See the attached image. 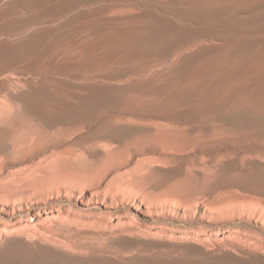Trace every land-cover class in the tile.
<instances>
[{
    "label": "rangeland",
    "instance_id": "rangeland-1",
    "mask_svg": "<svg viewBox=\"0 0 264 264\" xmlns=\"http://www.w3.org/2000/svg\"><path fill=\"white\" fill-rule=\"evenodd\" d=\"M0 264H264V0H0Z\"/></svg>",
    "mask_w": 264,
    "mask_h": 264
},
{
    "label": "bare ground",
    "instance_id": "bare-ground-1",
    "mask_svg": "<svg viewBox=\"0 0 264 264\" xmlns=\"http://www.w3.org/2000/svg\"><path fill=\"white\" fill-rule=\"evenodd\" d=\"M7 229V228H6ZM26 232V231H25ZM30 233V232H29Z\"/></svg>",
    "mask_w": 264,
    "mask_h": 264
}]
</instances>
